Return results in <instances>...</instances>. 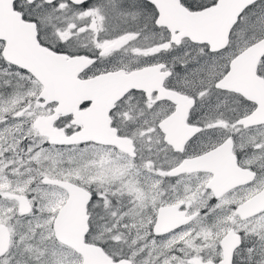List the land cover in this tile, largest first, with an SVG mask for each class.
I'll use <instances>...</instances> for the list:
<instances>
[{
	"label": "snow or ice",
	"instance_id": "6c2138e0",
	"mask_svg": "<svg viewBox=\"0 0 264 264\" xmlns=\"http://www.w3.org/2000/svg\"><path fill=\"white\" fill-rule=\"evenodd\" d=\"M0 264H264V0H0Z\"/></svg>",
	"mask_w": 264,
	"mask_h": 264
}]
</instances>
